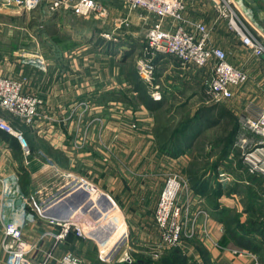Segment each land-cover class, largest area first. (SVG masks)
I'll return each instance as SVG.
<instances>
[{"label": "crops", "instance_id": "obj_1", "mask_svg": "<svg viewBox=\"0 0 264 264\" xmlns=\"http://www.w3.org/2000/svg\"><path fill=\"white\" fill-rule=\"evenodd\" d=\"M190 1L187 0L184 16L191 22L208 23L207 18L200 15V10L195 11L190 7ZM37 12L50 13L41 10ZM138 17L139 15L132 17L134 20L137 19L136 23H133L136 26L140 25ZM45 24H55L52 27L54 29H48L49 32L55 34L54 37L56 36L49 47H46V42V44L41 43L44 38L43 31L34 30L36 31L33 32L34 35H37L34 40H39L40 50L32 51L29 49L31 45L24 46L26 43L14 46V48L23 47L22 54L25 55H43L48 62L46 70L21 63V55H14V48L9 51L7 47L3 46L4 44L9 45L10 42L8 43L7 38L12 34V30L7 29L4 32L3 29V31L0 29L3 37L0 42V76L20 79L23 82L25 93L34 94L41 99L42 113L48 115L49 118L38 122L37 134L30 131L31 143L35 149H43L44 152L46 151L54 157L55 159H52L56 160L55 163L60 168L59 173H55L38 157L30 156V152L27 156L23 151L19 152L17 145L21 141L12 139L0 130V178L16 176V180L9 182L10 193L7 196L2 193L0 184V264H7L6 254L1 246L2 225L7 221L21 222L23 210L27 211V207H24L22 203L23 196H31L35 201L37 199L40 203H44L52 195L57 194L65 184L78 180L75 170L83 171L81 177L86 179L90 177L97 185L98 188L95 186L94 188L99 193L100 202L98 205L103 206V209L107 206V203L101 199L103 196L121 202L122 197H119L118 193L125 188L131 189L134 185L133 197L131 200L124 201V203L131 202L132 209L130 211L132 212L128 216L127 213L126 216L123 214L121 219L129 220L127 223L130 233L133 235H135L134 229L141 232L136 234L141 240H148L152 235H156L157 239L154 211L164 179L169 173L171 158L165 151L168 150V146H165L162 141L165 136H161L159 132L164 127H170L169 124H176L178 116L173 120L172 113L177 107L186 105L185 100L179 102L173 100L175 96H179L178 90H183L180 84L193 85L196 90H194V94L200 92V96L203 98L202 79H205L209 74L207 67L182 68L174 58L159 55L156 58L157 72L155 76L162 83L166 81L167 84L164 86V91H160L158 85L161 99L157 102L161 103L162 114L154 116L142 103L133 108V105L122 104L115 96L112 98L110 97L112 94H108L128 88L127 82H125V74L128 69L125 71L121 67V58L125 56L124 54H129L127 57L131 56V59L140 56L144 41L141 39L140 42H137V32L130 33L131 36L126 34L127 36L122 42L116 43L119 45L117 46L119 51L123 48L130 50L128 53L124 52L123 55H119L117 51L113 55H106L105 48L110 47L113 43L102 40L100 42L102 47L98 46V53L91 55L87 54V51L85 52L92 46L91 39L82 37L83 34H89L90 31L80 30L79 26H74L71 22L63 24L47 22ZM185 28L190 29L191 26H185ZM209 28L210 44L222 48L226 52L227 61L232 66L243 69L248 75L246 83L232 88L234 95L226 103L231 106L232 110H236L234 113L238 116L240 124L246 123L248 119L257 120L259 111L264 108V56L252 55L232 32L227 30L218 38L215 29L210 26ZM45 33L47 32L45 31ZM73 42L79 43L73 46ZM32 45L34 46V44ZM35 69L38 70V74L32 75ZM117 89L118 91H116ZM83 99L91 101L92 109L84 114L79 110L72 112L76 103ZM200 100L199 98L198 103ZM197 108L189 107L184 110V114L193 115ZM165 109L169 111V115L166 114ZM88 122L90 123L88 124ZM19 127L21 132L27 128L25 125H19ZM256 134L257 139H260L261 135ZM23 138L28 146L27 138L24 136ZM81 138H87L88 141L82 147L77 148L76 144L80 143ZM121 158L124 166L120 169ZM238 158L241 159L239 155ZM189 160V154H183L174 159L173 163L185 167ZM120 170L131 172L134 175V179L128 180L129 183L125 184V188L124 184L122 186L124 177ZM134 180L136 182H130ZM77 191L79 201L72 197L75 194L62 197L59 201V203L66 201L63 202L65 210L71 209L72 205L83 207L85 202H91L89 200L91 192L84 188ZM79 191L86 192L87 196L85 198L80 196ZM127 191L130 190L124 192ZM126 197L128 198V196ZM69 198L72 200L68 202ZM234 198V195L230 196L222 204L231 206L236 203ZM109 201L111 200L109 199ZM57 211L55 210V212ZM46 217L49 219L52 216ZM210 220L209 232L205 234V241L201 243L203 247L200 248V251L194 250L190 242L184 240H181L179 247L186 250L188 255H194L195 262L198 264H201L202 260L207 264H252L248 256L237 254L238 251H235L233 246L220 245V239L225 231L214 217H211ZM118 223L121 224V221ZM133 223L136 225L134 226ZM59 229L60 226L52 225L45 219L37 217L34 222H28L24 226V240L34 243L44 231ZM63 241L65 242L59 244L55 249L51 238L40 241L33 257L36 260H42L46 252L53 249L54 254L59 256L65 251L59 249H70L69 247H76V244H79L76 241L69 242L66 237ZM227 259L231 261L228 263ZM225 261L227 263H224ZM123 263L119 261L118 264Z\"/></svg>", "mask_w": 264, "mask_h": 264}, {"label": "built area", "instance_id": "obj_2", "mask_svg": "<svg viewBox=\"0 0 264 264\" xmlns=\"http://www.w3.org/2000/svg\"><path fill=\"white\" fill-rule=\"evenodd\" d=\"M113 1V0H112ZM123 3L125 12L124 16L112 18L110 31L102 30L99 36L106 41H117L118 35L125 34L128 29L133 13H139L138 20L145 25L144 28V46L142 47L140 56L137 57L135 69L139 79L148 88V92L153 100L159 101L161 93L158 85L153 84L154 75L157 64L156 58L159 55L170 56L178 61L182 68L191 67H207L209 69L208 76L204 79L203 87V103L210 105L220 103L231 99L234 95L233 87H239L247 82L248 75L241 69L232 66L226 59V52L217 46L211 45L209 42L210 28L209 25L202 21L191 22L185 16L187 8V0H118ZM219 5L218 0H212L213 6L218 10L219 18L227 20L228 29L234 33L241 44L254 56H264V40L255 35L245 24V22L234 13L229 7L225 6L224 0ZM2 8V9H1ZM24 13H31L37 10L41 11H61L70 13L73 16L88 18L93 17L104 22L107 21L111 11L106 3L100 0H0V10L18 9ZM132 15V17H131ZM149 17L152 22H149ZM215 21L213 22V24ZM185 26H191L186 29ZM119 31V33H115ZM261 35V34H260ZM262 36V35H261ZM21 63L29 64L41 70H46L48 62L43 55H21ZM115 84V83H113ZM23 82L11 76H0V109L19 119L21 122L36 128L40 120L48 119L49 116L42 113L40 108L42 101L34 95L23 91ZM115 88V87H114ZM92 104L87 99H83L76 103L72 112L77 110L80 113L89 112ZM90 122H88L89 124ZM248 127L261 135L260 139H249L245 136L239 137L233 145L231 155L234 152L239 154L243 166H246L250 172H257L264 175V108L259 111L257 120L248 119L246 121ZM0 130L13 135L23 145V152L29 155L27 144H24L23 134L12 125L11 121L0 115ZM24 141V142H23ZM88 141L87 138L80 139V143L76 144L77 148L82 147ZM234 151V152H233ZM47 165L55 173H59V166L52 159H47ZM53 172V171H52ZM232 175L222 169H218L217 178L224 188L226 182L231 179ZM15 180L12 175L0 178L2 193L7 196L10 193L9 182ZM188 179L185 175H166L163 187L160 191L156 208L154 211V224L157 231V247L159 249H168L179 246L182 235H193L197 228L187 227V216L184 215L181 194L185 193L187 201L196 202L199 197L194 191L190 190ZM84 188L91 192L95 191L88 179L79 177L65 184L57 194L52 195L37 205L36 201L30 196H23V206L27 207V211L23 210V218L21 222L7 221L2 225L3 235L1 246L6 254L7 264H84L82 259L75 253L64 252L59 256L53 253L47 254L42 260H36L33 257L34 252L39 246V242L46 238H51L54 243L61 242L67 232L74 228L76 234L82 238L92 239L87 230L78 223L71 221H57L54 217L47 219L44 213L57 205L62 197L76 194V191ZM78 192V191H77ZM198 197V199H196ZM185 201V200H184ZM35 205V206H34ZM33 206V207H32ZM200 208V207H199ZM204 213L205 210H199ZM195 214V217L201 214ZM207 216V215H204ZM37 217L43 218L48 223L60 226L57 231L46 230L34 243H28L24 240L23 229L29 222H34ZM50 217V216H49ZM194 232V233H193ZM120 239V236H119ZM98 247H105V240L98 242L92 239ZM122 242V239L114 244L115 248ZM242 255V253H240ZM110 251L99 249V259L108 261ZM119 261L132 262L127 254L123 253Z\"/></svg>", "mask_w": 264, "mask_h": 264}, {"label": "rangeland", "instance_id": "obj_3", "mask_svg": "<svg viewBox=\"0 0 264 264\" xmlns=\"http://www.w3.org/2000/svg\"><path fill=\"white\" fill-rule=\"evenodd\" d=\"M103 3H106L108 5V7H114V9L111 11L107 21L105 20L104 22H102L101 20H97L93 17H88V18H81V17H76L73 16L71 14H67L61 11H52L50 13H45V12H31V13H24L22 11L18 9L12 11L9 9H3L0 10V29L4 30V32L7 29L12 30V34H10V36L7 38L8 39V43L9 45L4 44V47H7L8 50L10 51L11 49L13 50L14 46H20L21 44L26 43L24 46L26 45H31L29 46V49H31L32 51L35 50H40L39 47L40 43L39 40L35 41L34 39H36V36L34 35L33 32L34 31V27H38L40 23H47V22H51V23H55V22H60L61 24H63L64 22H71L74 26H82V27H86V26H90L91 29L94 28L96 31L95 33L97 35H92V34H83L82 37H91L90 39L93 41V45L91 43L92 46H90L91 48H88L87 50H85V52L87 54H91V55H96L95 53H98L99 49L97 47V45H100V41L99 39L101 38L98 33L102 30H106V31H110L112 29L111 26V20L112 18H117V17H121L125 15V10L123 7V3L121 1L118 0H100ZM258 2V4L261 6V8L264 11V0H256ZM225 2V6L227 7V11H229V8L236 13L246 24V26L257 36L261 37L264 40V26L259 22L257 15L254 13V11L249 7V5L243 1V0H224ZM191 8H194L195 11H199L200 15H202L203 17H205V19L207 18L208 23L206 22V24H210L209 26L213 29H215L214 31L216 32L215 34H218V38H220L219 36L223 35V33L225 31H230L228 29L227 26V20L221 19L219 18L218 14V10L214 8L213 6V2L212 0H191ZM219 5L222 4V2L220 0H218ZM229 7V8H228ZM2 9V8H1ZM133 15L138 16L139 13L137 11H135V13H133ZM132 17V15H131ZM137 19L135 18V20L133 18H131V23L129 25V27H127L128 29H126L124 31L125 34L122 35H118V39L117 41H111L113 44L110 46V49H113L114 46H117L116 43L118 42H122L124 40V37L127 35H130V33L132 32H137V38L136 40H138L137 42H140L141 39H143L144 41V28L145 25L141 24V22L139 21L140 25H135L133 23H136ZM149 22H152V18L149 17L148 19ZM215 21V23L213 24V22ZM55 24H53L52 26H54ZM213 26V27H212ZM38 29V28H37ZM54 29V28H52ZM2 30V31H3ZM39 30V29H38ZM47 33L44 34V38L42 39L43 41H41L42 44H46V47H49L50 44H52L56 38V36L54 37L55 34H52V32L48 31L47 28L44 29ZM51 30V29H50ZM99 30V32H98ZM231 32V31H230ZM93 33V32H92ZM115 33H119V31H116ZM233 33V32H232ZM127 34V35H126ZM234 34V33H233ZM262 36H261V35ZM92 35V36H90ZM215 35V36H216ZM99 36V37H98ZM131 36V35H130ZM98 37V38H97ZM135 37V36H134ZM237 38V37H236ZM3 40L2 34L0 32V42ZM34 40V41H33ZM46 42V43H45ZM37 43V44H36ZM38 43H39V47H38ZM144 43V42H143ZM34 44V46L32 45ZM139 44V43H138ZM101 46V45H100ZM38 47V49H37ZM102 47V46H101ZM109 48V47H108ZM121 48V47H120ZM24 48L22 47H18L16 49V47L14 48V55H23L22 54V50ZM86 49V48H84ZM139 49V47H138ZM130 51V50H129ZM128 50H124L122 48V50H118V54L122 55L124 52H129ZM132 52V51H131ZM12 55V54H11ZM111 55H113V53H111ZM132 57L130 56L129 59H131ZM136 57L131 59L134 62V66L136 63ZM112 63L114 64V61H112ZM122 64V63H121ZM188 69H192V68H188ZM208 69V68H207ZM157 72V71H156ZM155 72V74H156ZM38 74V70L35 69V71H33L32 75ZM154 79L152 81L153 84H157L160 87V91L165 89L164 86L167 84L166 81L162 83V81L156 76H153ZM202 78V77H201ZM206 78V77H205ZM204 83V79H202V84ZM103 84V81H102ZM181 89L183 90H178L177 94L179 96H175L173 100H177L179 101H186V105L184 107H177L172 113L171 116L173 120L176 119V117L178 116V119L181 115H184L185 113V109H189V107H191V109L193 108H197L198 105L204 104L203 103V98L202 96H200V92L194 94V88L193 85L189 86L187 84H180ZM197 86V84H196ZM128 90V88H126ZM148 89V88H147ZM197 89V88H196ZM199 89V87H198ZM203 89V87H202ZM200 89V90H202ZM191 90V91H190ZM118 91V89L116 90ZM164 91V90H163ZM196 91V90H195ZM199 91V90H197ZM193 93V94H192ZM126 94H130L128 91H126ZM203 95V92H202ZM116 97V99L118 101H120L122 104H125L126 102L128 103V101H124L123 99L118 97V94H114L112 93V98ZM199 98L200 103H198ZM230 100V99H229ZM224 101L222 103L228 102ZM124 101V102H122ZM91 102V101H90ZM132 104L137 103V101H129ZM234 110V109H233ZM236 110H234L233 112H235ZM169 113V112H168ZM169 115V114H167ZM11 117V119L13 120V123H16L17 125L20 126H26L31 132H33L34 134L38 133V129L34 128L31 125L25 124L23 122H21L19 119H17L16 117L9 115ZM8 119V118H7ZM10 120V119H9ZM22 123V124H21ZM205 132L209 133V136H213L214 134L218 135L219 131H217L216 127H212L207 129ZM221 134V133H220ZM208 136V134H207ZM209 140L214 141L213 139H211L210 137H208ZM25 141V140H24ZM23 141V142H24ZM207 140L204 141V145L206 143ZM26 142H24L25 144ZM234 144V143H233ZM20 145L22 146V144L20 143ZM207 145V144H206ZM209 146V145H208ZM218 148V147H217ZM208 149V148H207ZM233 149V146L231 148V150ZM190 151V150H189ZM33 154H30V156H35L38 157V159L42 160L43 162H45L46 164L49 162L47 159H52L54 157H52L51 155H49V153L44 152L43 149H35L33 151ZM192 152H194V150H192ZM192 152H188V153H192ZM234 152V151H233ZM197 153V152H195ZM199 153V152H198ZM198 153L196 155H198ZM239 155V154H238ZM211 159V158H210ZM53 160V159H52ZM112 160V158H111ZM241 162V159H239ZM54 161V160H53ZM127 161V160H126ZM174 159L170 158V165H169V175H185V178L188 179V177L185 174L184 168L185 167H181V166H177L173 163ZM198 162V161H197ZM195 160H193L192 163H197ZM191 163V161H190ZM131 164V162H130ZM188 164V163H187ZM202 165V164H201ZM242 165V162H241ZM124 166L123 162H122V158H121V162H120V169L121 167ZM224 168L226 167V165H223ZM231 166L233 167V169L235 170L234 172L237 174H239V185H238V192L233 194L235 196L234 201L236 202L235 204H232L231 206H227L225 204H222L226 199H228L230 197V195L226 194V192H222L220 194V196L218 197H210V198H205V197H198L196 199H198V201L196 202H192L190 203V201H187L186 198V194L183 193L180 195V204L183 200L182 203V208H183V214L187 216V227H192V222L194 220V227L197 228L195 233L193 235H182V240L184 241H189L191 246L194 248V250L200 251V248L203 247L201 245V243H203L205 241V234L206 232H209V224L211 222V211L214 209V206L216 205H221L223 206L224 210H225V216H227V219L229 221V218L232 220L231 225H238L239 228H244L247 229L250 232L248 233L249 237H252L255 241L258 240L259 244H261V249L260 247L258 249H254L251 250L250 247L247 249H244L242 246V244L240 245L238 243V241H235L234 239H240L239 241L243 244H246L245 237H233V240H229L228 241V246H233V248L235 249V251H238L237 254L242 253L244 256H248L250 258V262L252 264H264V240H259V235L261 238H263L262 235H264V191L262 190V187H264V175L259 174L257 172H250L248 170V168L246 166L242 165L241 169H238V163L236 162V160L231 162ZM81 170V169H79ZM122 175H123V179L124 183L122 182V186L124 184V188H125V184L129 183L128 180H132L134 179V175L131 172H125L120 170ZM75 174H77V178L83 176V171L79 172L75 170ZM231 174V173H230ZM255 175L257 177H252V175ZM232 177L229 181L226 182L227 185H230V183H233L236 180V175L234 176L233 174H231ZM76 177V175H75ZM252 177V178H250ZM14 180V179H13ZM15 180H16V176H15ZM70 180V179H69ZM165 180V179H164ZM66 181V180H65ZM88 181L90 183L91 186H95L96 188L97 185L93 182V180L89 177ZM218 181V178H217ZM121 184V181H119ZM130 182H136V180L134 181H130ZM189 182V180H188ZM219 182V181H218ZM220 183V182H219ZM119 184V185H120ZM221 184V183H220ZM190 185V183H189ZM249 185L247 188L246 186ZM121 186V185H120ZM191 186V185H190ZM259 186L261 188H259ZM225 188V187H224ZM222 187V189H224ZM192 188L190 187V190ZM125 190H130L127 192H124ZM134 189V185H132L131 189H122V191H120L118 193L119 197H122L120 199L121 202H119L118 200L112 199L110 197H106L108 199L111 200V203L113 204V207L115 208V210L118 212H116V216L113 217H106L103 214H107L108 212H110L108 210V208H105L104 210H102V207H98L95 208L93 207L92 203H94L95 206V197H90L89 201L85 202V208L86 206L90 209H94L96 210L95 214H92V217L95 216L96 218H90V221L93 220V222H101V224L103 226H106L107 229L110 230V234L109 236H104V239L107 243H105V247H103L102 245L100 247H98V245L96 244V242H94V240L92 239H79L76 240V242H79V244H76V247H69L70 249H59L62 250L64 252H72L75 251L81 259L83 261L84 264H118L119 263V259L121 256H123L124 250L127 251V254L129 256V258L131 260H136L139 257H142L144 259H152V260H157L160 257H164L167 253L168 249H159L157 247L158 244V240L156 239V235H152L150 239L148 240H141V238L139 237V235L137 236V233H141L139 232L138 229H134V234L130 233V227L129 224L127 223V221H125L126 219H121L123 214L127 213V216L131 214L132 211H130L132 209L131 206V202L129 201V203H124V201L127 200H131V198L133 197V191ZM261 192V193H260ZM124 193V194H123ZM131 193V194H130ZM95 194L99 196V193H97L95 191ZM130 194V195H129ZM260 194V197H257V195ZM124 195V196H123ZM232 195V196H233ZM244 195V196H242ZM128 196V198L126 197ZM242 197V198H241ZM114 198V197H113ZM80 200V199H79ZM185 200V201H184ZM263 200V203L261 204L259 201ZM36 203L37 205L40 204V202L36 199ZM87 203V204H86ZM110 202L108 201V204ZM35 206V205H34ZM33 207V206H32ZM200 207V208H199ZM205 210V214L204 213H199V210ZM223 210V211H224ZM201 214L195 217V214ZM111 214V213H110ZM121 216H119V215ZM97 215H99L97 217ZM207 215V216H204ZM100 216H103L100 218ZM88 219V220H89ZM87 220V219H86ZM121 221V224H119L118 222ZM126 222V224L124 223V221ZM81 220H77V221H71L72 223H78L83 224L84 225V229L87 228L86 223L81 222ZM219 222V221H218ZM230 222V221H229ZM222 225V229L225 230L224 226L226 225L225 223L222 224L221 222H219ZM134 224V223H133ZM229 228L231 227L230 223H227ZM136 224H134L135 226ZM262 231V232H259ZM75 235L76 237L78 236L76 234V231L74 229ZM202 233V235H201ZM122 239V242L116 246H114V244H116L118 241H120L119 239ZM81 237V236H80ZM199 237V238H198ZM208 238V236H207ZM199 239V240H198ZM65 241H61V242H57L56 244L54 243V249L58 248L59 244L63 243ZM101 242V240H100ZM222 245V244H220ZM66 246V245H65ZM177 247V246H175ZM242 247V248H241ZM104 248V250L106 251H110V256L108 261H101L98 257L99 255V249L102 250ZM219 249V248H218ZM72 250V251H70ZM222 250V249H219ZM250 250V251H249ZM183 255L186 257L185 260V264H198L195 262V257L192 254H187L186 250L184 251V249L182 250ZM63 252V253H64ZM52 253L51 250L47 251L46 254L44 255V257L49 254ZM74 253V252H72ZM53 254V253H52ZM61 255V254H60ZM138 255H142V256H138ZM228 263L231 261L230 259H227ZM121 262H125V261H121ZM224 263H227L226 261ZM201 264H207L204 260H202Z\"/></svg>", "mask_w": 264, "mask_h": 264}, {"label": "trees", "instance_id": "obj_4", "mask_svg": "<svg viewBox=\"0 0 264 264\" xmlns=\"http://www.w3.org/2000/svg\"><path fill=\"white\" fill-rule=\"evenodd\" d=\"M45 27H49L47 29H51L53 26L49 24L40 23L38 27H34V28L37 31H43V33L45 34V30H44ZM79 27L80 30H88L93 33H95L96 31L94 28L91 29L90 26H86V27L79 26ZM102 40L104 39L103 38L99 39L100 42H102ZM77 43L73 42V46H75ZM91 43L93 45L92 40ZM117 46H114L113 49H110L111 47L109 48L106 47L104 53L106 55L111 53L115 54V52L118 51ZM124 55L125 56H122L121 58V63H122L121 67L125 71L128 69L125 74L126 81L123 79L125 82H127L128 90L121 89L118 92L115 91L114 92L118 94V97L123 99L125 102L128 101V103L126 102L125 104L127 105L130 104L131 106L133 105L132 107L134 108L139 103H142L154 116H160L162 114L161 103L151 98L147 87L139 79L137 75L134 62L131 59H129V57H127L129 54H124ZM126 91H128L130 94H126ZM112 93L113 92L108 94L111 95ZM110 97H112V95ZM129 101L131 102L137 101V103L132 104ZM165 112L166 114H169L168 113L169 111L167 109H165ZM0 115L10 119L14 128L17 130L19 129L21 131L19 125L13 123L11 117L7 113H4L1 109H0ZM169 125L170 127L167 128L164 127L162 131L159 132L161 136H165L164 139L162 140L163 144L165 146H168V150L165 151L167 152L169 157L173 159H176L183 154H189L190 160L188 164L185 166L184 171L186 176L188 177L191 188L195 194L201 197L210 198L212 196L214 197L220 196V194L223 191L230 196L238 192L239 174H237V172L236 173L234 172L235 170L231 166V162L236 160L239 166L238 169H241L242 165L238 158L237 152H234L233 156H231V152H232L231 148L234 145L233 143H235V141L238 140L240 136H245L249 139L254 140L257 139V134L254 131H252L246 123L240 124L238 116L235 115L230 105H228L226 102L214 103L210 105L202 104L196 109L193 115H189V113L181 115L178 121L176 122V124L174 125L169 124ZM212 127L217 128V131H219L218 135L214 134L213 136H209L210 134L205 132L207 129ZM25 130L24 131L22 130L23 136L27 138L28 141L27 147L29 149L30 154H32L33 151L35 150V147L31 143L32 139L30 136V130L28 128H25ZM6 134L9 135L12 139H17L13 135H10L8 133ZM208 137H210L214 141L209 140ZM205 140L207 141L204 145ZM17 149L19 152L22 153L23 148L19 143L17 145ZM192 150H194V152H192ZM188 152H192V153H188ZM195 152L197 153L199 152L198 155H196L197 153ZM193 160L198 162L196 164L192 163ZM223 165H226V167L224 168ZM218 169L225 170L233 174L234 176L236 175V180L233 183H230V185H226L225 188L222 189V185L217 181ZM252 177H257V176L252 175ZM248 186L249 185H247L246 187L249 188ZM259 188L261 187L259 186ZM261 191H264V187H262ZM257 197H260V194H258ZM259 202L262 204L263 200H260ZM223 210L224 208L221 205L214 206V209L211 211L212 217H214L222 224L225 223L226 225H228L227 223H230L231 225L232 220L229 218L230 221L229 222L227 219H225L227 218V216H225L226 215L225 210L224 211ZM226 225L224 226L225 233L220 239L221 244L226 245L229 240L231 239L233 240V237H240V238L245 237L246 239L242 241H245L246 244L241 243L239 241L240 239L239 240L234 239V240L238 241L240 245L242 244L243 245L242 247L244 249H247L249 247L251 250L258 249L259 247L261 249L262 245L259 244L258 240L255 241L252 237L248 236L247 232L250 231L244 228H239L238 225H231L230 228ZM262 236L263 238H261L259 235L258 237L259 240H264V235ZM65 237L68 239L69 242H73L82 238L80 236L76 237L74 228H71L67 232ZM182 252H183L182 249L179 246H177L169 249L168 253L164 257L162 258L160 257L157 260H152V259L146 260L142 257H139L136 260H133L132 262L125 261L123 264H185L184 262L186 260V257L183 255ZM138 256H142V255H138Z\"/></svg>", "mask_w": 264, "mask_h": 264}, {"label": "bare ground", "instance_id": "obj_5", "mask_svg": "<svg viewBox=\"0 0 264 264\" xmlns=\"http://www.w3.org/2000/svg\"><path fill=\"white\" fill-rule=\"evenodd\" d=\"M89 33L92 34V35H94V34L97 35L96 33H92V32H89ZM99 33H98V35H99ZM92 35H90V36H92ZM89 38H91V37H89ZM21 144H23L22 141H21ZM91 193L92 194L90 195V197H95V201H94L95 202V206H94V203H92L90 205H92L95 208L100 207L101 205L100 206L98 205V202H100L99 199H98L99 196L95 194V191H91ZM88 197H89V195H88ZM104 201H105L104 203H107L106 208H108V210L110 212H108L106 215L105 214H103V215L106 216V217H108V218L109 217L116 216L115 214H116L117 211L114 208L115 206L113 207V204L112 203H109L108 204V201L105 200V199H104ZM84 205H83V207L82 206L80 207V206H77V205H75V206L72 205V207L70 206L71 209H66V210H62V211H59V212L51 213V216L54 217V219H56L57 221H77V220H81L80 223L81 222L86 223V226H87L86 229H84V225L83 224H81V225L83 226V229L84 230H87L88 235L92 239H96L98 242H100V240H103L104 239V236H109L112 233H110V230L107 229L106 226H103L101 224V222H99V223L98 222H93V220L90 221L89 217L90 218H94V219L96 218L95 216L92 217V214L96 215L95 214L96 210H94V209L92 210V209L88 208L87 206L85 208ZM101 207H102V210L105 209V207H104V209H103V206H101ZM46 211H50V209H48ZM90 213H92V214H90ZM98 216L99 215H97V217ZM119 216H121V215H119ZM101 217H103V216H100V218ZM86 219L87 220L89 219V220L87 221Z\"/></svg>", "mask_w": 264, "mask_h": 264}, {"label": "water", "instance_id": "obj_6", "mask_svg": "<svg viewBox=\"0 0 264 264\" xmlns=\"http://www.w3.org/2000/svg\"><path fill=\"white\" fill-rule=\"evenodd\" d=\"M243 1H245L249 5V7L257 15L259 22L264 26V11L261 8V6L258 4V2L256 0H243ZM78 194H80V196H83L84 198L87 196L86 192H82V191H79ZM72 197L74 198V200L79 201V199L77 198V194L73 195ZM102 199L103 200L105 199V200L109 201V199L106 198L105 196H103ZM70 200H72V199L71 198L67 199V201H70ZM63 202H61V203L53 206L50 209V211H46L44 213V215L51 216V213H54L55 210H58L57 212L62 211V210H65V205L62 204ZM109 202H111V201H109Z\"/></svg>", "mask_w": 264, "mask_h": 264}]
</instances>
